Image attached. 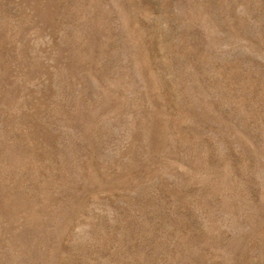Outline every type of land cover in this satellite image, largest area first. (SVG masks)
<instances>
[{
    "label": "rangeland",
    "instance_id": "374dc122",
    "mask_svg": "<svg viewBox=\"0 0 264 264\" xmlns=\"http://www.w3.org/2000/svg\"><path fill=\"white\" fill-rule=\"evenodd\" d=\"M0 264H264V0H0Z\"/></svg>",
    "mask_w": 264,
    "mask_h": 264
}]
</instances>
